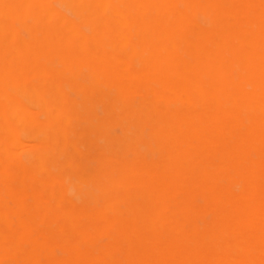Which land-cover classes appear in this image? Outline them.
<instances>
[{
    "label": "bare ground",
    "instance_id": "6f19581e",
    "mask_svg": "<svg viewBox=\"0 0 264 264\" xmlns=\"http://www.w3.org/2000/svg\"><path fill=\"white\" fill-rule=\"evenodd\" d=\"M0 264H264V0H0Z\"/></svg>",
    "mask_w": 264,
    "mask_h": 264
}]
</instances>
